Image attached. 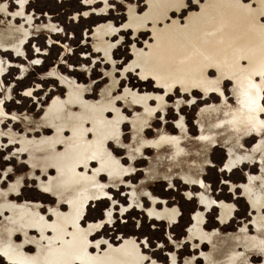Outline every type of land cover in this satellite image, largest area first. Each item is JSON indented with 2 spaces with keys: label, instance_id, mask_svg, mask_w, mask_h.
<instances>
[{
  "label": "rangeland",
  "instance_id": "obj_1",
  "mask_svg": "<svg viewBox=\"0 0 264 264\" xmlns=\"http://www.w3.org/2000/svg\"><path fill=\"white\" fill-rule=\"evenodd\" d=\"M147 1L0 0V264H264V132L238 147L253 153L249 164L233 165L222 141L242 89L264 119V74L227 81L214 69L208 88L189 90L193 79L166 95L153 76L173 72L169 58L139 64L236 43L264 25L263 0ZM196 18L203 23L191 25ZM178 29L203 32L179 49L186 37L167 38ZM110 100L103 113L86 107ZM19 140L36 141L26 150ZM207 158L197 184L216 201L183 183ZM227 203L228 222L212 207L206 232H192L191 215L217 204L226 217ZM173 207L178 223L158 222Z\"/></svg>",
  "mask_w": 264,
  "mask_h": 264
},
{
  "label": "bare ground",
  "instance_id": "obj_2",
  "mask_svg": "<svg viewBox=\"0 0 264 264\" xmlns=\"http://www.w3.org/2000/svg\"><path fill=\"white\" fill-rule=\"evenodd\" d=\"M161 1H164V0H148L147 2L150 5V7H156L158 5V3ZM219 10H216V11L218 12V17H221ZM139 20H141V19H139ZM199 21H200V24L203 23V21L201 19L196 18V19L191 20L190 24L196 25L199 23ZM204 28L208 29L209 26H205ZM199 31L200 32H198V33L194 32V33H188L187 34V32L181 31L180 29H178L176 32L172 33L170 36H167V38L169 39V42H172L173 39L180 41L186 37V41L179 48V49H182L185 47V45H187V42L189 39L195 38L198 34L203 32L202 30H199ZM217 34H220V33H217ZM178 52H183V56L178 54L179 55L178 61L174 58V53H165L160 57H158V55L155 56V58H154L155 62L152 63V65H149L147 63L148 61H146L145 59H143V61H140V63H139L142 66H145V68H150V67L154 68V66L160 64L166 58H169V60L172 61V63L169 61L166 64V68L170 71H173V72L164 74L162 77H156V75L153 76V77H155L156 86H158V87L165 86L166 87V89H165L166 95L169 92H172L176 86L186 85L187 80L196 79V81H197V79H199V82L194 81L193 82L194 84L187 87L189 90H199V89L208 88L211 83H210L209 78L205 75V73H207L208 71L210 72V70H214V69L217 71V73H219L218 75L220 77H222V79H225L227 81H228V79H226V77H234L239 73H241L242 75H246V76L251 77V76H253L252 72H254V73H256V76H258V75L261 76L262 74H264V25H262L260 28L250 29V31H247L245 33V35L241 36V38L236 43H233L230 46L224 45V46H219V47H214V48H207L206 52H205L206 54L201 56V57H196L193 59H192V57L187 58L186 55L184 54L185 51L179 50ZM140 75H141V77L147 78L142 73ZM200 76H203V77L200 78ZM224 76H225V78H224ZM230 83H232V82L230 81ZM81 91L83 92V90H78V91H73L72 93H70L72 95L69 97L70 103H71V100L73 99V97L76 96L77 94H79L80 96H83ZM201 95H203V94H201ZM236 96L239 98L242 107L237 108L231 114V116L225 120L226 131H228V132L222 141L225 145V150L229 153V157L233 161L232 162L233 165L236 163H238V164L239 163L240 164H249V163H253L252 162L254 159L253 153H248V154H245L243 156H239L238 155V147L241 144L242 139L245 138L246 136L252 137V136H254V134L260 135L261 133L264 132V119H261V117L259 116L258 113L252 111V108H253V106L256 105V102L249 93H247L245 90L242 89V91L238 92L236 94ZM129 97H130L129 100L133 105L143 106V98L144 97L137 96L134 94H129ZM204 97L206 98L207 96H204ZM148 98H150V95L148 96ZM108 99L109 98H105L103 100H108ZM113 104H114L113 100H110V102L108 104H104L101 106H96L95 104H88L86 107L88 110H90L92 112H95V111L99 112L100 111L103 113V109H105L106 107H110V105H113ZM63 107H64V105H60V109H63ZM98 108H100V110ZM149 109H150V107L145 108V110H147V111H149ZM55 111H57V109L54 110V112ZM118 113H119V111H118ZM52 114L54 115L55 113H52ZM53 115L49 117V119L51 120V124H55L56 121L58 120V117L55 118L56 116L54 115L55 117H53ZM57 115L59 116V114H57ZM0 116H1V112H0ZM53 118H55V119H53ZM116 121L117 122H124L125 117L122 114H120V116L118 117V119H116ZM115 128H117V127H115ZM140 129H143V126H141ZM35 141L36 140H28V143H22V140H21L20 142L23 144V148H25L27 150L28 147H31L35 143ZM258 150L259 149H257L256 152H258ZM109 160L112 162L108 166L107 172L114 171V169H116V165H117L116 162L113 161L112 158ZM205 166H208V167L211 166V162H210L209 158L204 159L201 162H199V166L197 167L196 170H194V174H191V175L184 177L183 182L187 185L197 184V181L199 180L197 178L200 177L199 175L204 170ZM201 186H203V185H201ZM197 197L200 200L204 199V196L201 193L199 195H197ZM175 211H177V210L174 209L170 212L168 211L169 215ZM171 217H173V216H171ZM263 245L264 244H262V248L264 249ZM76 246L74 247L75 249H76ZM56 253H58V252L56 251ZM79 255H80V253H79ZM7 257L11 260L16 259V258H14L13 254H10V256L8 255ZM118 259L121 260L122 258L118 257ZM48 260L50 262V259H48ZM52 260L54 261V259H52ZM58 261H59V259H58ZM57 264H59V263H57ZM131 264H137V263H136V261H134V262L132 261Z\"/></svg>",
  "mask_w": 264,
  "mask_h": 264
},
{
  "label": "crops",
  "instance_id": "obj_3",
  "mask_svg": "<svg viewBox=\"0 0 264 264\" xmlns=\"http://www.w3.org/2000/svg\"><path fill=\"white\" fill-rule=\"evenodd\" d=\"M206 167V166H205ZM209 167H211V166H209ZM236 168H238V167H234V168H232V169H230V170H227V169H225L223 166L222 167H220L219 168V170L220 171H222V173H227V172H231L232 170L234 171ZM247 182V181H246ZM245 182V183H246ZM205 184L206 185H208L206 182H205ZM221 185H223V186H232V185H234V184H232V183H229V185H227L224 181L221 183ZM191 186H196V187H198V189L200 190V192L202 191V192H204V193H207V195L209 196V190H208V188H210V186H208V188H207V190H203L202 188H201V186H199L198 184H194V185H191ZM230 186V187H231ZM232 189L233 190H236V189H238V187L236 186V185H234V186H232ZM241 192H242V189H241ZM243 193V192H242ZM186 195V194H185ZM243 195V194H242ZM187 197V196H186ZM211 199H213V200H215L213 197H211V196H209ZM244 198H245V196H243ZM188 198V197H187ZM188 199H192V198H188ZM247 200V199H246ZM216 201V200H215ZM217 202H222V203H225V202H223V201H217ZM247 202H248V200H247ZM158 203H160V204H162V206H165V201L163 200L162 202L160 201V202H158ZM228 204V203H227ZM249 204V203H248ZM157 205V204H156ZM229 206H233L232 207V209H231V211H229L228 213V215L225 217L223 214H225V213H223L222 211H221V208H219L218 206H217V204H214V205H212V206H210V207H208V208H205L204 207V209H208V210H205V211H198V212H196V213H192L193 215H191V216H193V217H191L190 216V220H191V222H192V225H193V230H192V232H194V233H196L197 232V229H196V225L197 224H199L200 225V227L198 228V230H200L201 232L202 231H204V233L206 232L205 230H204V223H206L205 222V214L209 211V209L210 208H212V207H214V208H216L218 211H219V213L217 214V216H218V220L216 221L217 223H220V224H225L226 222H228L229 220H230V218L231 217H233V213H234V210H235V206L233 205V204H228ZM250 206V205H249ZM174 209H177L176 207H173L172 208V210H174ZM178 211V210H177ZM177 211H175V212H173V213H171L170 214V216H169V218H168V220H160V221H158V222H165L166 224H168V226H169V224H172V223H175V224H177L178 222V219L180 218V216L178 215L179 214V211L177 212ZM175 213V214H174ZM178 213V214H177ZM198 213V214H197ZM199 213H203V215L202 214H199ZM197 214V215H196ZM181 215V214H180ZM226 215V214H225ZM171 216H173V217H171ZM207 221V220H206ZM194 223V224H193ZM174 224V225H175ZM191 225V226H192ZM190 226V227H191ZM251 226L253 227V225L251 224ZM189 227V228H190ZM244 229H245V231L247 232V229H246V225L244 226ZM186 232H188V231H186ZM215 232V231H214ZM196 236H198V235H196ZM203 239V238H202ZM202 243H204V242H201V244ZM174 259H176V258H174ZM202 259V258H201ZM153 261V259L152 260H150L149 262H148V260H147V264L149 263H151ZM193 262V261H192ZM246 262H249V260H248V258H247V260H246ZM245 262V263H246ZM171 263L172 264H178V263H176V261L175 260H173V258L171 259ZM194 263V262H193Z\"/></svg>",
  "mask_w": 264,
  "mask_h": 264
},
{
  "label": "flooded vegetation",
  "instance_id": "obj_4",
  "mask_svg": "<svg viewBox=\"0 0 264 264\" xmlns=\"http://www.w3.org/2000/svg\"><path fill=\"white\" fill-rule=\"evenodd\" d=\"M163 8H166V7H162V9ZM161 9V8H160ZM261 14L262 15H264V0L261 2ZM251 27V26H250ZM253 27V26H252ZM185 31H188L186 28H185ZM141 76V75H140ZM142 79H143V77H141ZM145 80H152V78H146V79H144L143 81H145ZM154 82H155V80H154ZM158 88H160V89H163V88H166L165 86H162V87H158ZM186 177V176H185ZM184 183V182H183ZM185 184V183H184ZM185 185H187V184H185ZM200 194V193H199ZM198 194V195H199ZM170 216V215H169Z\"/></svg>",
  "mask_w": 264,
  "mask_h": 264
}]
</instances>
